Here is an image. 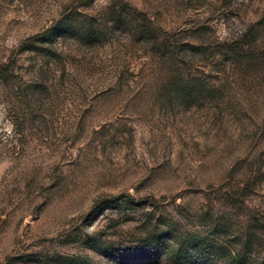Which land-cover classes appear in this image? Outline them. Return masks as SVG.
Listing matches in <instances>:
<instances>
[{
	"label": "rangeland",
	"instance_id": "rangeland-1",
	"mask_svg": "<svg viewBox=\"0 0 264 264\" xmlns=\"http://www.w3.org/2000/svg\"><path fill=\"white\" fill-rule=\"evenodd\" d=\"M0 264H264V0H0Z\"/></svg>",
	"mask_w": 264,
	"mask_h": 264
},
{
	"label": "trees",
	"instance_id": "trees-1",
	"mask_svg": "<svg viewBox=\"0 0 264 264\" xmlns=\"http://www.w3.org/2000/svg\"><path fill=\"white\" fill-rule=\"evenodd\" d=\"M155 233V235H157L159 232L158 231H155L154 232ZM151 240H152V236H149V237H147V238H145V241L146 242H144L143 244H146L147 243V246H149V248H152L153 246V243L151 242ZM155 245V244H154ZM177 253L180 255V256H183V254L180 252V250H177ZM186 253H188V252H186ZM189 254V253H188Z\"/></svg>",
	"mask_w": 264,
	"mask_h": 264
}]
</instances>
